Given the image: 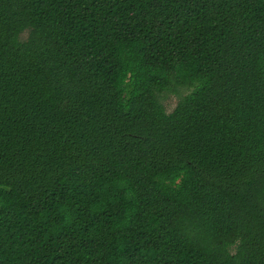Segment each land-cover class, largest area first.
Wrapping results in <instances>:
<instances>
[{
  "label": "trees",
  "instance_id": "obj_1",
  "mask_svg": "<svg viewBox=\"0 0 264 264\" xmlns=\"http://www.w3.org/2000/svg\"><path fill=\"white\" fill-rule=\"evenodd\" d=\"M0 264H264V0H0Z\"/></svg>",
  "mask_w": 264,
  "mask_h": 264
},
{
  "label": "rangeland",
  "instance_id": "obj_2",
  "mask_svg": "<svg viewBox=\"0 0 264 264\" xmlns=\"http://www.w3.org/2000/svg\"><path fill=\"white\" fill-rule=\"evenodd\" d=\"M26 36V33L21 35V38H24ZM190 90H179L177 94H163L161 95V103L164 106V109L167 113H171L173 109L175 108L179 98L184 96L185 94L189 93Z\"/></svg>",
  "mask_w": 264,
  "mask_h": 264
}]
</instances>
